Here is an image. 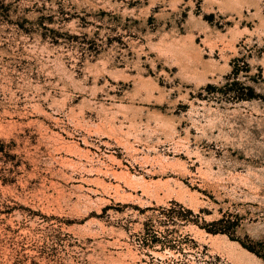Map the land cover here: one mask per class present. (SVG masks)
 <instances>
[{
  "label": "rangeland",
  "instance_id": "1",
  "mask_svg": "<svg viewBox=\"0 0 264 264\" xmlns=\"http://www.w3.org/2000/svg\"><path fill=\"white\" fill-rule=\"evenodd\" d=\"M0 264H264V0H0Z\"/></svg>",
  "mask_w": 264,
  "mask_h": 264
},
{
  "label": "trees",
  "instance_id": "2",
  "mask_svg": "<svg viewBox=\"0 0 264 264\" xmlns=\"http://www.w3.org/2000/svg\"><path fill=\"white\" fill-rule=\"evenodd\" d=\"M210 231V230H209ZM217 231H213V233H216ZM250 251H252V252H254V250H252V249H250V248H248ZM254 253H256V252H254Z\"/></svg>",
  "mask_w": 264,
  "mask_h": 264
}]
</instances>
